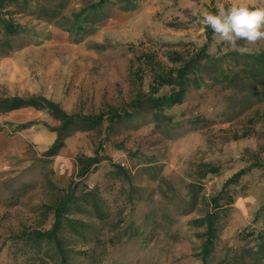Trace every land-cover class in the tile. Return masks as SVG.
<instances>
[{"label": "rangeland", "instance_id": "obj_1", "mask_svg": "<svg viewBox=\"0 0 264 264\" xmlns=\"http://www.w3.org/2000/svg\"><path fill=\"white\" fill-rule=\"evenodd\" d=\"M95 1L27 0L13 8L25 32L0 38V98L43 96L67 112L97 114L106 104L118 106L129 99L126 73L134 51L203 43L196 13L219 4L264 7V0H136L129 10L113 3L94 12ZM238 44L249 52L264 49V40ZM229 49L234 48L213 35L210 52ZM206 83L190 90L174 110L171 130L142 115L103 145L111 162H101L85 180L89 188L97 186L113 212L104 230L113 242L102 264H202V228L197 224L205 213L201 201L255 154L264 161V118L247 121L256 109L262 113L264 104L235 116L236 106L227 108L232 91L225 83ZM56 124L32 107L0 113V264H35L27 260L31 254L19 252L20 235L50 227L44 206L57 193L48 181L66 187L76 172V154L91 155L102 139L95 131L75 132L47 159L43 152L55 135L46 126ZM202 163L219 164L222 171L198 179ZM242 185L235 188L209 264L226 247L241 245V229L264 226V212H258L264 203V177L254 170L243 176ZM192 191L194 202L188 200ZM256 264H264V258Z\"/></svg>", "mask_w": 264, "mask_h": 264}, {"label": "trees", "instance_id": "obj_2", "mask_svg": "<svg viewBox=\"0 0 264 264\" xmlns=\"http://www.w3.org/2000/svg\"><path fill=\"white\" fill-rule=\"evenodd\" d=\"M26 2L27 0H0L2 40L25 32L23 26L15 20L13 8ZM135 2L136 0H96L91 6L94 12L113 3L123 10H129L135 6ZM201 27L205 39L199 45L178 42L161 45L158 50L134 51L126 73L130 85L129 99L118 106L106 104L97 114L67 112L57 102L43 96L0 98V113L32 107L45 111L57 122L55 126H46L55 135L53 142L43 152L47 159L57 155L66 139L75 132L95 131L102 136L91 155L76 154V172L66 187L58 188L48 181V187L57 193L51 205L44 206L51 216V224L48 229H34L20 235L22 242L19 252L31 254L27 260L35 264H81L82 261H78V258L82 257V264L103 263L113 242V237L104 231L113 212L97 186L89 188L85 180L101 162H111L103 145L126 123L148 115L155 123L163 125L164 130H171L176 122L174 110L185 101L190 90L204 86L206 82L225 83V88L232 91L228 95L227 108L236 106L233 113L235 116L264 104V49L243 54L234 49L210 52L214 33L210 28ZM258 110L247 119L249 124L264 118V111L261 113ZM19 126L25 128L24 125ZM248 134L249 131L244 132L242 137ZM233 138L238 137L235 135ZM113 166L116 167L117 174L128 179L121 168ZM198 169V179L205 178L209 173L218 174L222 171L221 165L212 163L199 164ZM254 170L264 177V161L257 154L246 167L228 177L214 195L201 201L205 213L197 220V224L202 228L199 233L202 238L199 253L202 264H209L211 261L218 235L224 227L223 218L234 199L235 188H245L242 178ZM24 190L22 187L21 192ZM188 198L191 202L195 201L193 191ZM258 212H264V203ZM237 240L241 245L226 247L223 255L213 264H256L264 258V226L259 229L244 227L237 234ZM77 247L85 250L81 251Z\"/></svg>", "mask_w": 264, "mask_h": 264}, {"label": "clouds", "instance_id": "obj_3", "mask_svg": "<svg viewBox=\"0 0 264 264\" xmlns=\"http://www.w3.org/2000/svg\"><path fill=\"white\" fill-rule=\"evenodd\" d=\"M195 22L205 29L210 28L220 41L238 49L241 54L250 49L240 46L238 41L256 45L264 40V7H250L236 2L228 6L219 4L216 11L197 12Z\"/></svg>", "mask_w": 264, "mask_h": 264}]
</instances>
